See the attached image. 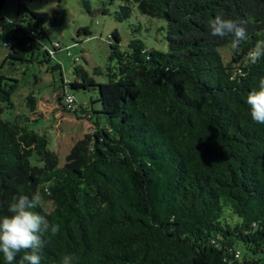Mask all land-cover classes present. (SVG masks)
Masks as SVG:
<instances>
[{"label":"trees","instance_id":"1","mask_svg":"<svg viewBox=\"0 0 264 264\" xmlns=\"http://www.w3.org/2000/svg\"><path fill=\"white\" fill-rule=\"evenodd\" d=\"M116 1L120 22L135 6L165 21L168 51L140 39L122 50L115 31L110 64L96 71L105 85L74 61L80 87L95 94L110 87L121 97L102 105V120L74 94L58 95L65 112L92 124L60 167L47 135L35 127L42 88L30 90L24 113L14 97L37 65L63 76L56 58L62 49L49 28L61 26L65 13L38 12L19 0L8 22L2 16L7 0H0V49L6 50L0 64V216L9 214L14 198L39 190L43 203L34 210L60 225L41 264H60L65 254L76 264H260L264 124L251 119L245 101L264 76V57L252 63L248 56L264 40V0L110 3ZM83 4L92 14L91 0ZM217 16L237 22L244 35L211 36ZM81 33L91 36L89 29ZM34 78L33 86L42 80Z\"/></svg>","mask_w":264,"mask_h":264},{"label":"rangeland","instance_id":"2","mask_svg":"<svg viewBox=\"0 0 264 264\" xmlns=\"http://www.w3.org/2000/svg\"><path fill=\"white\" fill-rule=\"evenodd\" d=\"M29 9L53 14L55 11L64 12L65 20L61 26H51L49 28L50 39L58 42L61 51L56 54V58L62 65L63 76L60 72L55 74L46 73V66H35L26 83H22L21 89L14 97L17 104V111L24 113L25 97L30 90L35 88L36 93L42 88L39 102V112L37 117L41 119L35 127L40 133L47 135L49 147L57 153L60 167H64L67 158L74 145L90 133L92 124L87 119H78L73 113L65 112L59 103L58 95H62L64 90L68 94H74L76 100L85 104L89 109L94 107L98 117L102 113V107L107 108L116 103L121 97L116 90L110 87H103L97 94L85 90L81 82L76 80L73 72L74 61L83 66L92 75L99 85L107 83L106 77L96 74L97 69L105 71L110 64L111 47L109 39L115 31L121 37V49L127 50L128 44L133 39L142 40L148 48L160 51H168L167 47V23L163 20L153 19L142 15L137 6L134 7L132 16L126 21H118L116 12L119 10L120 2L113 4L110 0H91L92 14H89L83 4V0H21ZM19 0H7L2 11V16L14 19L18 12ZM107 10L106 14L104 11ZM82 29H89L90 37L81 33ZM225 61L230 60L227 49H222ZM6 50L0 49V64L5 58ZM34 75L38 76L41 82L35 83ZM63 79L68 84L63 87ZM39 94V93H38ZM93 99V101L91 100ZM98 101V102H97ZM93 102V103H92ZM103 105V106H102ZM97 114L95 118H97ZM8 118L7 115L4 116ZM43 203V201H41ZM47 210L52 209L50 203H45ZM257 259L264 264V255Z\"/></svg>","mask_w":264,"mask_h":264},{"label":"clouds","instance_id":"3","mask_svg":"<svg viewBox=\"0 0 264 264\" xmlns=\"http://www.w3.org/2000/svg\"><path fill=\"white\" fill-rule=\"evenodd\" d=\"M5 20L11 22L10 17ZM209 29L211 36L220 38L229 34L234 37L242 36L245 32L237 22L220 16L210 22ZM233 43L235 45V39ZM248 56L252 63L264 57V40L257 41ZM245 102L249 106L251 119L264 124V76L259 79L257 88L248 92ZM40 204L39 190L31 196L19 195L8 205L9 214L0 216V254L3 255L5 264H17L18 255V264H41L43 249L51 237L59 234L58 223L51 222L46 214L34 210ZM60 264H76V257L65 254L61 257Z\"/></svg>","mask_w":264,"mask_h":264},{"label":"built area","instance_id":"4","mask_svg":"<svg viewBox=\"0 0 264 264\" xmlns=\"http://www.w3.org/2000/svg\"><path fill=\"white\" fill-rule=\"evenodd\" d=\"M66 103L68 105L74 104V98L72 96L67 97ZM73 109H75V108L73 107Z\"/></svg>","mask_w":264,"mask_h":264}]
</instances>
